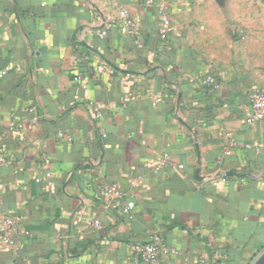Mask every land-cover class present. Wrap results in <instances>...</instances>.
<instances>
[{
  "label": "crops",
  "instance_id": "0c3cea01",
  "mask_svg": "<svg viewBox=\"0 0 264 264\" xmlns=\"http://www.w3.org/2000/svg\"><path fill=\"white\" fill-rule=\"evenodd\" d=\"M154 1L169 9L164 38L146 0H0V215H17L22 237L17 256L0 244V264H132L155 238L180 252L162 264L264 251V121L245 122L264 85V0ZM119 5L139 35L100 39L101 11ZM165 153L183 169L146 165ZM45 170L49 186L35 181Z\"/></svg>",
  "mask_w": 264,
  "mask_h": 264
},
{
  "label": "built area",
  "instance_id": "2783aa9c",
  "mask_svg": "<svg viewBox=\"0 0 264 264\" xmlns=\"http://www.w3.org/2000/svg\"><path fill=\"white\" fill-rule=\"evenodd\" d=\"M115 0H85L84 5L93 4V7H97L101 3H112ZM147 4H154L156 7L157 15L160 20L159 33L162 38L166 37L167 31L171 26V18L169 14L168 7L159 1L146 0ZM100 22L101 28L98 32V37L104 39L111 27L117 26L124 29L127 34L137 37L139 35V26L133 20L129 9L119 5L114 11L102 12L100 13ZM40 69V68H39ZM6 73L5 69L0 70V80L1 77ZM205 82L208 84H213L211 76L205 78ZM74 98H77L75 95ZM153 104H157L162 100L156 97H151ZM248 102H249V111L245 118V122L248 125H252L255 122L264 121V85H255L248 92ZM32 109H29V112ZM102 113L97 111L95 118H101ZM22 125L18 124L16 129H21ZM60 138L70 139L69 134L65 132H58ZM239 143L230 138L228 145L223 147L222 153L230 154L231 149L237 147ZM247 146V145H246ZM147 166H150L156 170L160 167H171L173 169L182 170L183 165L181 163H174L169 159L168 154H164L163 157L156 161H148ZM37 183H44L45 185H51V172L45 170L43 175L35 178ZM135 180L131 182L133 185ZM101 192L103 199L109 205H114L119 208V210L126 215H130L134 203L130 200L123 191L122 187L116 183H107L104 182L101 185ZM87 224L91 227H100L101 224L99 221L90 219L87 221ZM19 218L15 214H1L0 215V244L4 245L8 251L11 252L13 256H17L21 248L22 237L18 230ZM179 254L180 252L176 249L167 246L165 243L155 238L151 241L145 242H136L133 245L132 251V264H162L163 256L168 254ZM198 264H208L206 257H199L197 260Z\"/></svg>",
  "mask_w": 264,
  "mask_h": 264
},
{
  "label": "water",
  "instance_id": "95a60500",
  "mask_svg": "<svg viewBox=\"0 0 264 264\" xmlns=\"http://www.w3.org/2000/svg\"><path fill=\"white\" fill-rule=\"evenodd\" d=\"M254 264H264V251L256 258Z\"/></svg>",
  "mask_w": 264,
  "mask_h": 264
}]
</instances>
